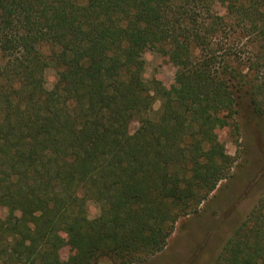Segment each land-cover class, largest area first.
Returning <instances> with one entry per match:
<instances>
[{"label":"trees","instance_id":"1","mask_svg":"<svg viewBox=\"0 0 264 264\" xmlns=\"http://www.w3.org/2000/svg\"><path fill=\"white\" fill-rule=\"evenodd\" d=\"M147 51L170 87L146 79ZM247 108L264 117V0H0V264L161 251L229 176L214 130ZM214 264H264V194Z\"/></svg>","mask_w":264,"mask_h":264},{"label":"rangeland","instance_id":"2","mask_svg":"<svg viewBox=\"0 0 264 264\" xmlns=\"http://www.w3.org/2000/svg\"><path fill=\"white\" fill-rule=\"evenodd\" d=\"M218 11L224 5L217 6ZM146 79H156L163 86L174 82L176 67L167 57L147 51ZM55 81V71H46V87ZM160 109L156 98L150 111L155 118ZM238 131L233 125L214 130L218 139L225 144L228 154L234 157L229 176L219 182L215 190L204 200L196 213L181 217L165 247L143 262L132 264H214L225 241L240 220L244 219L258 199L264 194V117L255 115L250 109L236 115ZM131 123V130L137 127ZM99 209L93 202L88 204V216L98 215ZM7 210L0 207V218ZM70 254L68 246L59 251L58 259L64 260ZM96 264H111L107 257H101Z\"/></svg>","mask_w":264,"mask_h":264}]
</instances>
